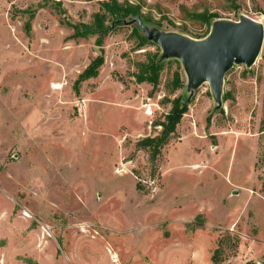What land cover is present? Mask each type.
I'll return each instance as SVG.
<instances>
[{"label":"rangeland","instance_id":"rangeland-1","mask_svg":"<svg viewBox=\"0 0 264 264\" xmlns=\"http://www.w3.org/2000/svg\"><path fill=\"white\" fill-rule=\"evenodd\" d=\"M105 1L0 0V264H264V44L227 73L223 108L209 83L195 90L154 164L137 141L187 100V76L171 59L158 87L137 82L162 53L138 45L137 23L108 17L102 47L73 38ZM133 1L196 39L211 27L184 7L264 23V0Z\"/></svg>","mask_w":264,"mask_h":264},{"label":"water","instance_id":"water-1","mask_svg":"<svg viewBox=\"0 0 264 264\" xmlns=\"http://www.w3.org/2000/svg\"><path fill=\"white\" fill-rule=\"evenodd\" d=\"M118 21L127 25L137 23L146 38L162 48L160 61L178 59L182 62L187 76V102L197 88L209 83L215 110L223 108L227 73L235 65L251 68L264 44V23L247 15H241L239 20L214 19L210 32L202 39L162 30L145 23L141 16Z\"/></svg>","mask_w":264,"mask_h":264},{"label":"trees","instance_id":"trees-1","mask_svg":"<svg viewBox=\"0 0 264 264\" xmlns=\"http://www.w3.org/2000/svg\"><path fill=\"white\" fill-rule=\"evenodd\" d=\"M103 12H98L94 16V22L92 24L78 23L72 25L74 28L73 38H87L90 35L99 34L96 44L100 47L103 46V40L111 26L106 25V20L110 17L113 23L118 26L124 24L122 19H130L136 16H141L143 21L147 24H152L158 27H162V21L155 20L151 13H143L142 4H132L129 1L120 2L119 0H109L102 3ZM158 10L161 11V7L158 6ZM189 19H192L201 24H207L209 28L212 25L214 19L218 17L217 13L204 10L198 12L196 9L183 8ZM171 22V21H170ZM134 32L138 38L139 46H146L148 44H155L148 40L144 33L140 30L137 24L134 28ZM209 31L207 32V34ZM159 52L148 53L147 60L140 64L139 70L135 73L137 82H148L153 85L154 88L158 87L160 82L161 73L168 62L173 60L160 61ZM177 62L179 60L176 59ZM104 64V56H97L83 72L81 78L86 79L94 77L99 74V68ZM180 66V65H179ZM181 69V67H180ZM177 69L174 72L173 86L171 91H175L178 88L183 87L184 80L182 72ZM228 98V94H224V99ZM171 109L165 114L164 119L159 121L156 126H161L159 133L153 136H145L137 141V146L140 149L146 150L150 154V160L152 163H156L159 156L162 153L163 148L169 143L172 135L176 132L179 123L181 122L185 113L189 108V103L183 96H178L174 99H170ZM264 132V117L262 120V129Z\"/></svg>","mask_w":264,"mask_h":264},{"label":"built area","instance_id":"built-area-1","mask_svg":"<svg viewBox=\"0 0 264 264\" xmlns=\"http://www.w3.org/2000/svg\"><path fill=\"white\" fill-rule=\"evenodd\" d=\"M147 1L150 3L153 0H147ZM154 1H159V2L163 3V2L172 1V0H154ZM129 2L132 4H135L133 0H129ZM142 11H143V13H146V10L143 9Z\"/></svg>","mask_w":264,"mask_h":264},{"label":"bare ground","instance_id":"bare-ground-1","mask_svg":"<svg viewBox=\"0 0 264 264\" xmlns=\"http://www.w3.org/2000/svg\"><path fill=\"white\" fill-rule=\"evenodd\" d=\"M55 88H59L60 86L59 85H57V86H54ZM27 214V213H26Z\"/></svg>","mask_w":264,"mask_h":264}]
</instances>
